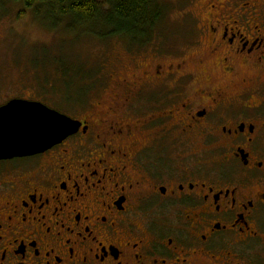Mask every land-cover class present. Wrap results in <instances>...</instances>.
<instances>
[{"label":"flooded vegetation","instance_id":"af4514ba","mask_svg":"<svg viewBox=\"0 0 264 264\" xmlns=\"http://www.w3.org/2000/svg\"><path fill=\"white\" fill-rule=\"evenodd\" d=\"M204 3L188 52L99 98L0 100L78 123L0 159V264H264V0Z\"/></svg>","mask_w":264,"mask_h":264},{"label":"rangeland","instance_id":"374dc122","mask_svg":"<svg viewBox=\"0 0 264 264\" xmlns=\"http://www.w3.org/2000/svg\"><path fill=\"white\" fill-rule=\"evenodd\" d=\"M158 1L167 8L163 22L141 46L128 45L123 38L98 41L84 32L67 33L63 23L49 29L31 9L22 16V3L0 0V100L42 99L70 111L72 99L83 103L99 98L100 84L114 87L111 80L125 79L137 61L188 52V43L198 38L193 24L202 20L206 0Z\"/></svg>","mask_w":264,"mask_h":264},{"label":"trees","instance_id":"16d2710c","mask_svg":"<svg viewBox=\"0 0 264 264\" xmlns=\"http://www.w3.org/2000/svg\"><path fill=\"white\" fill-rule=\"evenodd\" d=\"M11 1L22 3V16L31 9L39 23L49 29L63 23L67 33L84 32L98 41L123 38L128 45L141 46L163 22L167 9L158 0Z\"/></svg>","mask_w":264,"mask_h":264},{"label":"water","instance_id":"95a60500","mask_svg":"<svg viewBox=\"0 0 264 264\" xmlns=\"http://www.w3.org/2000/svg\"><path fill=\"white\" fill-rule=\"evenodd\" d=\"M51 116L61 120L53 126ZM77 125L41 102L11 99L0 106V159L41 152L73 133Z\"/></svg>","mask_w":264,"mask_h":264},{"label":"snow or ice","instance_id":"6c2138e0","mask_svg":"<svg viewBox=\"0 0 264 264\" xmlns=\"http://www.w3.org/2000/svg\"><path fill=\"white\" fill-rule=\"evenodd\" d=\"M60 120H61L60 117L51 116V122H52L53 126H55L56 123H57L58 121H60Z\"/></svg>","mask_w":264,"mask_h":264}]
</instances>
